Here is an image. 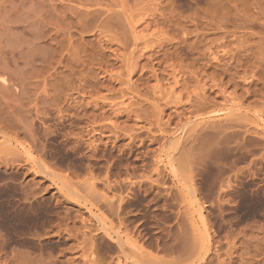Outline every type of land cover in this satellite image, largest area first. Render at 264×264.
Masks as SVG:
<instances>
[{
	"label": "rangeland",
	"instance_id": "374dc122",
	"mask_svg": "<svg viewBox=\"0 0 264 264\" xmlns=\"http://www.w3.org/2000/svg\"><path fill=\"white\" fill-rule=\"evenodd\" d=\"M0 264H264V0H0Z\"/></svg>",
	"mask_w": 264,
	"mask_h": 264
},
{
	"label": "bare ground",
	"instance_id": "6f19581e",
	"mask_svg": "<svg viewBox=\"0 0 264 264\" xmlns=\"http://www.w3.org/2000/svg\"><path fill=\"white\" fill-rule=\"evenodd\" d=\"M202 212V211H201Z\"/></svg>",
	"mask_w": 264,
	"mask_h": 264
}]
</instances>
